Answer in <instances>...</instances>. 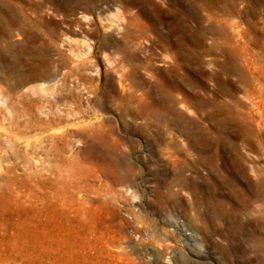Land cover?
Returning <instances> with one entry per match:
<instances>
[{
	"label": "rangeland",
	"instance_id": "1",
	"mask_svg": "<svg viewBox=\"0 0 264 264\" xmlns=\"http://www.w3.org/2000/svg\"><path fill=\"white\" fill-rule=\"evenodd\" d=\"M260 84L264 0H0V264H264Z\"/></svg>",
	"mask_w": 264,
	"mask_h": 264
},
{
	"label": "bare ground",
	"instance_id": "2",
	"mask_svg": "<svg viewBox=\"0 0 264 264\" xmlns=\"http://www.w3.org/2000/svg\"><path fill=\"white\" fill-rule=\"evenodd\" d=\"M1 98L2 97H0V99ZM1 103L2 102L0 100V106H1ZM3 106H5V105H3ZM163 106L165 108L166 107L169 108L172 105L170 104L169 106H166V105H163ZM254 106H255L256 116H257L256 120H257L258 127H259L258 128V136H259L258 138L260 141H262L261 130H262V127L264 126V84H260L259 87L256 89L255 97H254ZM182 107H184V106H182ZM10 108H9V110H10ZM0 109H2V108H0ZM18 112H19V110H18ZM7 114L4 113L3 115H7ZM21 114H22V112H21ZM12 115H14V116L11 119L9 118L10 122L7 120L9 122V124H7V126L5 127L3 132H0V150L4 149V151L9 152V154L14 155L16 157H20V155L22 153H21L19 147L21 146L20 143H22V141H23L22 137L20 136L21 131H22L21 130L22 127H24L26 125L25 123H27V122H30V124L32 126L42 127V125L45 123V121L40 117H38L37 119H33L31 116H29V114H28L29 117L25 116V120H22L23 118L21 119L20 115L14 114V112L12 113ZM7 117H9V116H4V118H7ZM178 119H179V121H185L184 117L181 115H178ZM0 123H1V120H0ZM0 128H1V126H0ZM23 144H26L24 146H30L31 141L28 140L26 143H23ZM61 151H64V150L61 149ZM27 161L29 162V161H31V159H28ZM0 166H1V160H0ZM255 174H256V183H254L255 184V189H254L255 196L254 197L256 198V201H257V207L256 208H257L258 213L263 217V214H264V174H263L261 168H258L256 170ZM163 198L164 197H161L160 199L162 200V202L164 204L165 200ZM255 198H254V200H255Z\"/></svg>",
	"mask_w": 264,
	"mask_h": 264
}]
</instances>
